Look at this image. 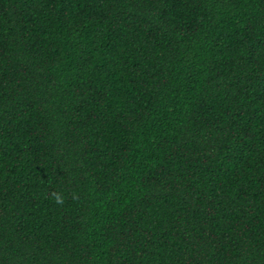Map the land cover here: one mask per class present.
<instances>
[{
  "label": "trees",
  "instance_id": "16d2710c",
  "mask_svg": "<svg viewBox=\"0 0 264 264\" xmlns=\"http://www.w3.org/2000/svg\"><path fill=\"white\" fill-rule=\"evenodd\" d=\"M0 264H264V0H0Z\"/></svg>",
  "mask_w": 264,
  "mask_h": 264
},
{
  "label": "clouds",
  "instance_id": "9594fccd",
  "mask_svg": "<svg viewBox=\"0 0 264 264\" xmlns=\"http://www.w3.org/2000/svg\"><path fill=\"white\" fill-rule=\"evenodd\" d=\"M57 202H58V203L61 202L60 199H59V197L57 198Z\"/></svg>",
  "mask_w": 264,
  "mask_h": 264
}]
</instances>
